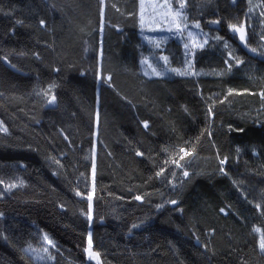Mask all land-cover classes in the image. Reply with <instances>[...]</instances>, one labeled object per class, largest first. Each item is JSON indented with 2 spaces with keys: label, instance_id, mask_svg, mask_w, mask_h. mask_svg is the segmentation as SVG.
I'll return each mask as SVG.
<instances>
[{
  "label": "trees",
  "instance_id": "obj_1",
  "mask_svg": "<svg viewBox=\"0 0 264 264\" xmlns=\"http://www.w3.org/2000/svg\"><path fill=\"white\" fill-rule=\"evenodd\" d=\"M177 2L210 40L146 78L139 0H0V264H264V0Z\"/></svg>",
  "mask_w": 264,
  "mask_h": 264
},
{
  "label": "rangeland",
  "instance_id": "obj_2",
  "mask_svg": "<svg viewBox=\"0 0 264 264\" xmlns=\"http://www.w3.org/2000/svg\"><path fill=\"white\" fill-rule=\"evenodd\" d=\"M165 4L171 6L172 13L177 11L181 13V15L177 17L175 21L173 16L169 14L167 7H153V5ZM180 4L183 3L177 2L174 4L173 0H139L138 27L144 48L140 58V70L146 78L185 76L188 74H193L194 71L192 65L195 52L203 48L210 40L208 31L205 30L199 22L186 21L185 15L183 13L184 7L181 8ZM251 13L254 15L256 14L258 19L262 18V11L257 3L253 5ZM141 15H143L144 18L143 26L141 25ZM177 22L180 25L179 30L176 27ZM197 24L199 27H195ZM260 24L261 26H264V22H260ZM242 25L246 26L247 29L249 28V26L246 24ZM228 29H231V27ZM172 40L181 45L186 58V61L181 68H172L168 63L167 56L165 54V46L169 41ZM262 41L264 42L263 39ZM153 69H155V72ZM156 73H159V75ZM180 73L186 74L181 75ZM0 131L5 132V128L1 122ZM93 186L92 172L90 195L88 197L89 202L92 200ZM44 237L45 236H42V240L39 242L38 246H31L28 249L26 248L25 253L29 254L36 261L47 263L51 262L52 260L50 253L52 244H49L48 241L44 239ZM45 249H47V251H45ZM88 256L91 261L95 262L97 260L99 262L97 256L93 258L89 255V252Z\"/></svg>",
  "mask_w": 264,
  "mask_h": 264
},
{
  "label": "water",
  "instance_id": "obj_3",
  "mask_svg": "<svg viewBox=\"0 0 264 264\" xmlns=\"http://www.w3.org/2000/svg\"><path fill=\"white\" fill-rule=\"evenodd\" d=\"M237 27H242L243 28V34H244V39L241 40V33L240 32H235L233 31V29L231 28L230 30V36L233 37L235 40V44L237 45V47H239V49L249 58L251 59H255L257 57V54L252 51V49H250L248 47V40H249V35H248V31H247V27L244 25H236ZM207 27L208 29L214 30V31H219L220 30V23L218 21H209L207 22Z\"/></svg>",
  "mask_w": 264,
  "mask_h": 264
},
{
  "label": "snow or ice",
  "instance_id": "obj_4",
  "mask_svg": "<svg viewBox=\"0 0 264 264\" xmlns=\"http://www.w3.org/2000/svg\"><path fill=\"white\" fill-rule=\"evenodd\" d=\"M153 7H162V8L167 7L168 10H169V14H171L173 16L174 21H175V19L177 17H179L181 15V13L179 11L172 13L171 12V6L170 5H166V4L165 5H153ZM180 7L183 8L184 5L183 4H180ZM41 24H43V21H41ZM143 24H144V18H143V15H141V25L143 26ZM176 27L179 30L180 25H179L178 22L176 23ZM195 27H199V25L197 24V25H195ZM230 27L233 29V31L240 32L241 33V37H240L241 40L244 39V34H243V28L242 27H237L235 25H232ZM145 63H146V61H145ZM153 71L155 72V69H153ZM156 74L159 75V73H156ZM180 74L181 75H184L186 73H180ZM145 127H147V125H145ZM185 175H187V173H185ZM137 199H140V197H137ZM172 203H175V201H173ZM89 219H91L90 216H89ZM257 231H259V229H257ZM44 239L46 241H48L49 244H52V241L48 240V237L47 236H45ZM260 248H261L262 251H264V239H262L261 242H260ZM45 251H47V249H45ZM87 251L89 252V255L91 257H93V258H95L98 255V254H96V253H94V252L91 251V239L90 238H89V248L87 249Z\"/></svg>",
  "mask_w": 264,
  "mask_h": 264
},
{
  "label": "bare ground",
  "instance_id": "obj_5",
  "mask_svg": "<svg viewBox=\"0 0 264 264\" xmlns=\"http://www.w3.org/2000/svg\"><path fill=\"white\" fill-rule=\"evenodd\" d=\"M208 28V27H207ZM221 29V28H220ZM231 30V29H230ZM220 31V30H219ZM247 31H248V29H247ZM229 35H230V31H229ZM231 37V36H230ZM231 38H233V37H231ZM234 39V38H233ZM235 40V39H234ZM239 48V47H238ZM251 49V48H250ZM253 51V50H252ZM255 52V51H254ZM256 53V52H255Z\"/></svg>",
  "mask_w": 264,
  "mask_h": 264
}]
</instances>
